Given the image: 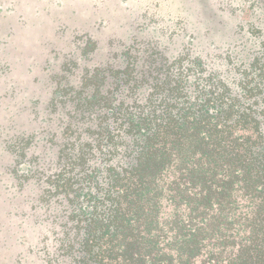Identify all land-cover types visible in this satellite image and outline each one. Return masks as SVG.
Masks as SVG:
<instances>
[{
  "label": "trees",
  "instance_id": "obj_1",
  "mask_svg": "<svg viewBox=\"0 0 264 264\" xmlns=\"http://www.w3.org/2000/svg\"><path fill=\"white\" fill-rule=\"evenodd\" d=\"M174 2L191 31L164 8L25 17L32 34L0 24L15 264H264V0ZM109 20L123 39L101 44L90 31ZM55 61L39 113L30 90Z\"/></svg>",
  "mask_w": 264,
  "mask_h": 264
},
{
  "label": "rangeland",
  "instance_id": "obj_2",
  "mask_svg": "<svg viewBox=\"0 0 264 264\" xmlns=\"http://www.w3.org/2000/svg\"><path fill=\"white\" fill-rule=\"evenodd\" d=\"M109 1H112V0H11V3H13L11 5L8 2H1L2 10L5 11V9H8L11 12L10 15H13L14 17L12 19L8 17L6 19L1 18L0 24L7 26L8 23H10L9 24L10 26H13L14 28L18 27L19 30L20 29L22 30V27L21 25H19V23H17V20H20L21 22L25 21V23L23 24L21 23L23 25V28L26 30L27 33L32 34L34 31H37L39 26L36 24L27 23L25 20V17L29 19H33V17H35L36 15L38 16L40 15L44 17L43 19L45 21H47L53 17H59L62 14H69L70 10L72 9L73 10L78 9V11H80L81 8H85L83 10V15L85 19L91 20L95 14L97 15L99 14V12H101V9L104 10L103 6H107L108 12L105 15H111L110 19L118 17L120 15L130 14L131 20H133V18H135L136 20H141L142 18H145V20L147 21L148 19L155 18L153 15L154 13H158V16H161L164 13V12H161V10L163 11V8H164V11L173 12L175 15H178L180 19H182L183 17L184 18L187 17L188 12L190 13L187 4L182 5L185 8V11L180 12L174 0H126V4L123 5L122 10L116 9V8H114L113 10V7H112L113 5H111ZM155 4L158 5L159 7L158 9H154ZM51 6L55 10H52ZM115 6H116V3H115ZM63 8L65 10L63 13H57V12L62 11ZM125 9H127V12H125ZM190 17L191 16L185 19L186 23L189 24L186 28L189 31H191ZM197 18L199 19L201 18V16L198 15ZM100 21H108V20L105 18L104 20L101 19ZM97 22H98V18L96 17L94 25ZM110 24H111V27H110ZM105 25H107V27L109 28L108 32L106 31L107 29ZM105 25L98 24V26L100 27L96 26L93 28V30H91L90 28L91 30L90 35L97 37L99 43L101 44H106L108 42V39H111V40L112 39L114 40L123 39L122 35L124 33H121L123 31L119 32L118 30H113L114 25L110 22V20ZM89 27H90L89 25L86 26L85 28L81 27L79 28V30H76L74 34L88 31ZM196 27L197 25L194 28ZM103 31H105L106 33H103ZM189 31L188 33H190ZM49 32H53V31H51V29L49 28ZM71 32L72 31H69V34ZM170 47H174V46L172 45ZM175 47L176 48L178 47L177 49L181 50L183 48V45L178 46V44H176ZM221 51L222 49H220L217 53L219 54ZM57 64H58V61H55L54 63L52 62L51 70L49 69L45 71L44 74H40L39 77H41V79L44 80V86L37 93L34 87H32L30 90L32 91V94H33L32 98L30 99L33 101L39 102V107H40L39 113H41L42 111H45L46 105L48 101L50 100L51 89L49 88V85H47L48 81L46 82L47 79L45 77L58 73ZM1 67H2V62H0V68ZM11 86L12 84H10L8 87H11ZM8 87L6 86V88ZM5 90L3 89V84L0 82V95ZM37 126L39 125L38 124L34 125L33 126L34 128H32V131H37L38 130ZM11 131L12 130L5 131L4 134H1L2 137H4V139L6 138V139L11 140V135H10ZM43 136L44 135H41V137ZM37 144H39V142ZM8 147H9V143L7 142L0 144V157L4 156V159L0 160V171L2 172V174H0L1 175L0 185L9 187L10 185H12V181H11L10 176L7 173L9 169L8 167L9 159L11 158V155H10L11 153L9 152ZM5 167H8L6 168L7 170L4 169ZM6 198H7V194H3L2 198L0 199V229L3 227L4 231L6 232L3 236H1V241H0V264H15V256L17 255V253H20L22 251V246L15 243L14 235H10L7 233L8 228H9L8 222H7L8 219L5 216V213H3V211H6V210L8 211L9 205L5 203L1 204L2 199L5 200ZM32 217L33 219H35L36 212L33 213ZM33 225H34L33 221L27 224L28 227H32ZM38 229L39 230L37 231H36V228H31V229L29 228L27 230L28 233L33 232V235H30V239L27 241L28 244H30V241L34 243L40 242L38 238L42 237V233L44 232V229L42 228H38ZM12 231L14 232V229H12ZM32 255L28 256L27 263L32 261L33 259ZM25 262L26 260L23 263ZM36 263H37V260L34 259L32 264H36Z\"/></svg>",
  "mask_w": 264,
  "mask_h": 264
}]
</instances>
